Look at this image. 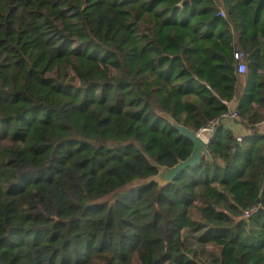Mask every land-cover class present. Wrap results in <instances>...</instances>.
Segmentation results:
<instances>
[{
	"label": "trees",
	"instance_id": "16d2710c",
	"mask_svg": "<svg viewBox=\"0 0 264 264\" xmlns=\"http://www.w3.org/2000/svg\"><path fill=\"white\" fill-rule=\"evenodd\" d=\"M262 122L264 0H0V264H264Z\"/></svg>",
	"mask_w": 264,
	"mask_h": 264
},
{
	"label": "water",
	"instance_id": "95a60500",
	"mask_svg": "<svg viewBox=\"0 0 264 264\" xmlns=\"http://www.w3.org/2000/svg\"><path fill=\"white\" fill-rule=\"evenodd\" d=\"M165 118L181 137L191 141L193 144L191 155L186 161L178 162L173 167H163L153 164V167L157 169V174L147 178L146 180L139 181V185H146L151 182H155L159 188H163L167 184L174 181L186 168L198 165L202 158L211 160V156L207 150L208 142L204 140L199 132L196 133L185 126L178 124L168 116H165Z\"/></svg>",
	"mask_w": 264,
	"mask_h": 264
},
{
	"label": "built area",
	"instance_id": "2783aa9c",
	"mask_svg": "<svg viewBox=\"0 0 264 264\" xmlns=\"http://www.w3.org/2000/svg\"><path fill=\"white\" fill-rule=\"evenodd\" d=\"M218 14L220 16L224 17V13H223L222 10H220ZM233 57H234V60L236 62V65H237V73L239 75L246 74L247 73V65H246V62L244 60V54H243V52L238 47H235V49L233 51ZM227 105H230V102L227 103ZM236 115L237 114H236V112L234 110V111L230 112L228 115H226L224 118H230V119L237 120V116ZM216 124H217L216 121L211 122L207 128H205V129H203V130H201L199 132L200 135L204 138L205 141L208 142L212 138V136L214 134V130H215ZM203 133H205L207 137H205V135L203 136ZM237 139H238V141L241 140L240 137L237 138ZM255 210L256 209H252L251 211L245 213V216L252 215L255 212Z\"/></svg>",
	"mask_w": 264,
	"mask_h": 264
},
{
	"label": "crops",
	"instance_id": "0c3cea01",
	"mask_svg": "<svg viewBox=\"0 0 264 264\" xmlns=\"http://www.w3.org/2000/svg\"><path fill=\"white\" fill-rule=\"evenodd\" d=\"M244 88V83H240V86L238 88V95L241 94L242 90ZM237 106V99H235L230 105H229V110L230 112L234 111L236 109ZM226 121L224 122L226 127L228 129H230L233 134L237 137H244L247 135H251V132L248 133L246 132L242 126H240V124H237L238 122H236V120H232V119H225ZM257 129L259 130V132L264 133V122L260 123L259 125H257Z\"/></svg>",
	"mask_w": 264,
	"mask_h": 264
},
{
	"label": "rangeland",
	"instance_id": "374dc122",
	"mask_svg": "<svg viewBox=\"0 0 264 264\" xmlns=\"http://www.w3.org/2000/svg\"><path fill=\"white\" fill-rule=\"evenodd\" d=\"M204 135H205V137H207L205 133H203V136ZM133 264H139L138 261L136 260V258L133 259Z\"/></svg>",
	"mask_w": 264,
	"mask_h": 264
}]
</instances>
